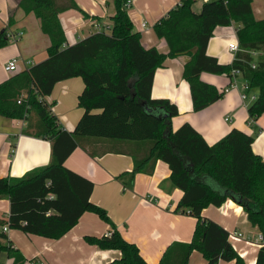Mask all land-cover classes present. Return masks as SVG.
I'll use <instances>...</instances> for the list:
<instances>
[{
    "label": "trees",
    "instance_id": "1",
    "mask_svg": "<svg viewBox=\"0 0 264 264\" xmlns=\"http://www.w3.org/2000/svg\"><path fill=\"white\" fill-rule=\"evenodd\" d=\"M131 1L114 0L116 11L109 31L67 44L59 15L79 8L75 0H19L26 13L33 12L41 20L51 43L46 59L0 82V116L23 119L27 123L23 134L51 140V160L20 177L0 175V198L10 201L9 227L58 239L83 213L93 212L110 223L111 229L102 236H86L89 243L119 250L121 256L113 263L149 264L106 209L91 200L93 181L65 165L77 147L95 155L104 144L106 149L132 157V176L152 174L158 160L167 163L172 184L182 191L175 211L196 218L191 240L171 243L157 264H189L194 251L201 252L207 264L221 260L246 264L233 249L229 231L203 216L208 206L219 207L230 199L243 207L251 225L260 230L263 244L255 264H264V159L253 149L254 135L232 128L210 144L189 122L174 129L177 104L152 96L157 68L169 57L188 54L183 78L189 83L194 111L226 93L225 87L202 80V72L233 78L232 70L238 69L249 91L257 94L248 106L250 118L257 120L264 114V19L256 17L253 0H210L203 2L200 11L193 9L196 0H181L154 24L156 36L168 45V51L162 52L146 47L142 34L134 30L128 13ZM13 24L11 17L0 30V48L9 44ZM231 24L236 26L240 50L231 63L224 64L207 47L217 26ZM76 76L85 85L78 100L83 114L68 131L59 125L46 97L59 81ZM9 242L0 231V253L6 251L15 264L24 262Z\"/></svg>",
    "mask_w": 264,
    "mask_h": 264
},
{
    "label": "crops",
    "instance_id": "2",
    "mask_svg": "<svg viewBox=\"0 0 264 264\" xmlns=\"http://www.w3.org/2000/svg\"><path fill=\"white\" fill-rule=\"evenodd\" d=\"M77 9H69L59 15L67 36V44H74L92 33L99 31L98 25L112 26V15L116 8L114 0H75ZM193 4L200 11L202 3ZM253 0V10L257 18L264 19V6L261 0ZM181 0H132L128 9L134 30L142 34L146 47H157L168 51L164 39L154 32V24L178 4ZM14 18L10 32H23L17 40L11 38L9 44L0 48V82L14 72H8L5 64L12 58L18 59V70L27 69L48 57L47 49L51 40L42 31L41 20L33 13H26L19 0H0V30L6 27L9 19ZM145 22L146 26L142 23ZM238 42L235 24L217 26L210 39L207 52L216 56L221 63H231L235 53L229 49L230 43ZM190 55L181 54L169 57L164 66L157 68L152 86V96L168 98L177 104L179 114L172 119L177 129L189 122L212 144L228 133L239 128L254 135L253 149L264 159V114L253 123L248 106L241 99L245 80L241 75L230 78L226 74L202 72L201 79L230 89L224 97L200 111L193 110L189 83L183 78L184 65ZM236 80L238 86L232 87ZM81 77H71L59 81L51 95L46 97L53 113L58 117L61 128L71 131L83 114L79 106V95L84 89ZM229 117L230 120H226ZM27 123L21 119L0 116V175L20 177L28 171L46 165L51 160V140L23 134ZM104 145V144H102ZM100 144L99 152L90 154L77 147L65 161V165L90 179L94 183L91 200L105 208L122 235L136 243L149 264H157L169 245L175 241H190L196 225V218L188 213L177 212L175 208L182 191L170 180V168L167 163L158 160L152 174L137 173L132 176L134 167L130 155L114 152ZM10 201L0 198V221H6L0 231L7 235L9 244L18 249L25 260L20 264H119L113 263L120 258L119 250H104L89 243L88 235L102 236L109 233L110 223L98 214L85 212L78 223L58 239L27 234L8 225ZM203 216L216 221L227 231H243L246 237L256 239L260 230L252 226L243 207L233 200H227L221 206L210 205L203 210ZM238 246L247 251L244 259L255 264L260 247L240 242ZM196 255L194 251L189 264ZM204 258V256H203ZM201 260V259H200ZM202 264H207L204 258ZM234 264L235 261H223L219 264ZM0 264H15L13 257L6 251L0 253Z\"/></svg>",
    "mask_w": 264,
    "mask_h": 264
},
{
    "label": "built area",
    "instance_id": "3",
    "mask_svg": "<svg viewBox=\"0 0 264 264\" xmlns=\"http://www.w3.org/2000/svg\"><path fill=\"white\" fill-rule=\"evenodd\" d=\"M203 2H208L210 0H202ZM143 26H146V23L143 22L142 23ZM99 31H109L110 27L109 25H98ZM23 32H19L17 34H13L12 39L17 40L18 38H20L22 36ZM229 49L233 52V53H237L240 50L239 47V43L235 42V43H230L229 45ZM254 56L258 55V52L256 51H252L251 52ZM253 66H255V64L253 63ZM5 69L8 72H15L18 70V59L17 58H12L10 59L6 64H5ZM232 75L233 78L240 75V71L238 69H233L232 70ZM232 87H237V81L234 80L231 84ZM244 90L241 92V99L243 101V103H245L246 105H248V102H252L253 100L256 99L257 94L255 92H250L249 91V85L247 82H245L244 84ZM230 88L227 87L226 88V92L229 90ZM20 102V101H19ZM226 120H230L229 117H226ZM249 123H253V120L251 119L249 121ZM9 229V225H5L4 226V231H7ZM229 237V241L233 247V249L239 254V256L243 259L246 258L247 256V251H243L238 244L240 242H244L246 245H256L257 247L262 246L263 244V236L262 234H260L258 236V238L256 239H251L249 237H246V235L244 234L243 231H238V230H233V231H229L228 234ZM246 264H252L251 261H248Z\"/></svg>",
    "mask_w": 264,
    "mask_h": 264
},
{
    "label": "rangeland",
    "instance_id": "4",
    "mask_svg": "<svg viewBox=\"0 0 264 264\" xmlns=\"http://www.w3.org/2000/svg\"><path fill=\"white\" fill-rule=\"evenodd\" d=\"M198 2V5L196 6V7H198L201 3H202V0H198L197 1ZM256 4L258 5V1L256 0ZM261 4H263V6H264V0H261ZM2 29V28H1ZM2 198H7V197H2ZM6 223V221L4 222V220H2V221H0V228H1V226H3V224H5ZM201 259V260H200ZM205 260H204V258H203V256H201V255H196V256H194V258L192 259V263L191 264H202L201 262H204ZM226 263V262H225ZM227 264V263H226Z\"/></svg>",
    "mask_w": 264,
    "mask_h": 264
},
{
    "label": "water",
    "instance_id": "5",
    "mask_svg": "<svg viewBox=\"0 0 264 264\" xmlns=\"http://www.w3.org/2000/svg\"><path fill=\"white\" fill-rule=\"evenodd\" d=\"M2 30V29H1Z\"/></svg>",
    "mask_w": 264,
    "mask_h": 264
}]
</instances>
